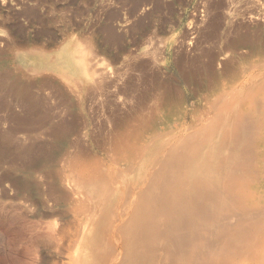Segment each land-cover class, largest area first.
Instances as JSON below:
<instances>
[{
    "label": "rangeland",
    "instance_id": "obj_1",
    "mask_svg": "<svg viewBox=\"0 0 264 264\" xmlns=\"http://www.w3.org/2000/svg\"><path fill=\"white\" fill-rule=\"evenodd\" d=\"M249 1L0 0V131L16 146L0 155V264H90L85 251L101 225H84L80 243L64 257L60 227L68 216L47 199L50 152H78L77 137L91 153L102 151L98 145L123 118L158 102L164 112L181 93L202 92L227 65L242 63L248 48L232 43L264 38L241 16ZM83 65L104 80L97 88L100 77L93 78L82 108H73L77 124L64 97H79L64 74ZM52 124L67 139L55 140ZM64 188L72 192L73 182Z\"/></svg>",
    "mask_w": 264,
    "mask_h": 264
},
{
    "label": "bare ground",
    "instance_id": "obj_2",
    "mask_svg": "<svg viewBox=\"0 0 264 264\" xmlns=\"http://www.w3.org/2000/svg\"><path fill=\"white\" fill-rule=\"evenodd\" d=\"M241 16L264 30V0H250ZM231 46L248 48L242 63L227 65L202 92L181 93L164 112L158 102L123 118L102 151L91 153L77 137L78 152H50L47 199L68 216L64 257L94 222L102 230L85 251L90 264H264V38ZM67 70L79 100L64 101L78 124L73 108L104 76L88 65ZM50 129L67 139L57 125ZM1 131L4 157L15 138Z\"/></svg>",
    "mask_w": 264,
    "mask_h": 264
}]
</instances>
